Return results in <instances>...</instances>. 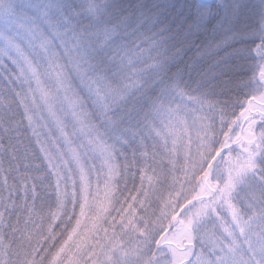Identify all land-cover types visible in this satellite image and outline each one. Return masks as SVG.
I'll use <instances>...</instances> for the list:
<instances>
[{
    "label": "snow or ice",
    "instance_id": "6c2138e0",
    "mask_svg": "<svg viewBox=\"0 0 264 264\" xmlns=\"http://www.w3.org/2000/svg\"><path fill=\"white\" fill-rule=\"evenodd\" d=\"M0 79V264H264V0H0Z\"/></svg>",
    "mask_w": 264,
    "mask_h": 264
},
{
    "label": "trees",
    "instance_id": "16d2710c",
    "mask_svg": "<svg viewBox=\"0 0 264 264\" xmlns=\"http://www.w3.org/2000/svg\"><path fill=\"white\" fill-rule=\"evenodd\" d=\"M146 2L151 3L152 0H146ZM217 55H223V53H219V54H213V53H209L206 56H204L202 59L197 60V67L198 69H204L207 70L209 69L210 65L215 61V59L217 58ZM197 54L195 53V50H192L188 53V57H192V58H196ZM5 63H7V61H5ZM9 67H11V65H9ZM195 76V74H194ZM12 87H16V85H12ZM9 89V85L8 83L3 80L0 79V93H3L5 95H11V93L8 91ZM138 179L136 180V182H138ZM129 187H131V184L129 185Z\"/></svg>",
    "mask_w": 264,
    "mask_h": 264
},
{
    "label": "rangeland",
    "instance_id": "374dc122",
    "mask_svg": "<svg viewBox=\"0 0 264 264\" xmlns=\"http://www.w3.org/2000/svg\"><path fill=\"white\" fill-rule=\"evenodd\" d=\"M161 166H162V165H161ZM148 175H152V173L149 172ZM136 187H137V188L140 187V181H139V179H138V182H136ZM143 190H144V191H149V195H150V198H151L150 186H149L147 180H145V184H144V189H143Z\"/></svg>",
    "mask_w": 264,
    "mask_h": 264
}]
</instances>
